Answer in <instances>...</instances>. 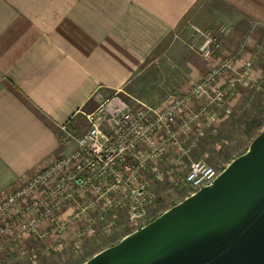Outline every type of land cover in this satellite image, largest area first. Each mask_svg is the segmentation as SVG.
<instances>
[{
	"label": "crops",
	"instance_id": "1",
	"mask_svg": "<svg viewBox=\"0 0 264 264\" xmlns=\"http://www.w3.org/2000/svg\"><path fill=\"white\" fill-rule=\"evenodd\" d=\"M190 25L216 31L219 55L234 57L238 68L250 61L248 85L257 92L264 0H0V201L67 152L59 127L76 129V119L95 112L102 99L118 92L133 108L158 107L172 91L199 82L215 62L191 51ZM243 90L236 87L228 103L234 115L208 126L203 140L247 110ZM203 102L196 100L179 122Z\"/></svg>",
	"mask_w": 264,
	"mask_h": 264
},
{
	"label": "built area",
	"instance_id": "2",
	"mask_svg": "<svg viewBox=\"0 0 264 264\" xmlns=\"http://www.w3.org/2000/svg\"><path fill=\"white\" fill-rule=\"evenodd\" d=\"M190 28L191 51L215 64L186 92L172 91L158 107L137 103L133 108L117 92L85 115L88 128L82 135L68 124L61 125L58 142L67 152L0 201V256L29 237H58L82 222L83 228L73 233L78 250L109 215H126L138 230L148 224L147 217L155 210L149 181H161L153 165L169 153L175 155L174 164L187 158V147L195 145L208 126L232 115L228 103L236 97L235 88L246 85L251 76L250 61L238 68L234 57L219 55L221 40L216 31ZM221 79L225 84L218 86ZM198 99L204 101L201 108L179 122ZM220 173L203 161H191L178 185L188 189L189 197L210 186ZM69 208L72 212L65 216ZM33 251L38 250L21 251L19 259H31ZM0 264L5 260L0 259Z\"/></svg>",
	"mask_w": 264,
	"mask_h": 264
},
{
	"label": "water",
	"instance_id": "3",
	"mask_svg": "<svg viewBox=\"0 0 264 264\" xmlns=\"http://www.w3.org/2000/svg\"><path fill=\"white\" fill-rule=\"evenodd\" d=\"M84 264H264V128L210 186Z\"/></svg>",
	"mask_w": 264,
	"mask_h": 264
},
{
	"label": "rangeland",
	"instance_id": "4",
	"mask_svg": "<svg viewBox=\"0 0 264 264\" xmlns=\"http://www.w3.org/2000/svg\"><path fill=\"white\" fill-rule=\"evenodd\" d=\"M248 84L249 82L241 86L244 89L242 91L244 98H250L246 103L247 110L238 109L239 115L232 122L221 124L218 135L203 140L204 133L195 145L187 147L188 157L180 164H174L175 155L170 159L167 157L168 161L158 170L161 181H149L155 210L148 215L147 223L154 221L187 197L188 189L178 184L187 172L191 161H203L222 172L234 159L244 154L252 141L261 133L264 128V79L257 86L259 88L257 92L251 91ZM74 126L76 129L71 128V130L75 133L84 132L88 128L86 118L79 116ZM200 143L203 147L199 145ZM199 147L204 150L198 149ZM169 161H171L170 164H168ZM83 226L84 223L80 222L58 237L53 235L46 239L29 237L21 244L5 250L0 259L5 260L6 264H84L94 255L118 244L124 237L139 228L130 225L124 214L109 215L106 221L95 226L93 234L86 240H82L79 249L75 250L73 233L82 229ZM29 239L32 241L31 244L27 243ZM27 250L38 251H33L34 255L31 259L27 257L19 259V253Z\"/></svg>",
	"mask_w": 264,
	"mask_h": 264
}]
</instances>
